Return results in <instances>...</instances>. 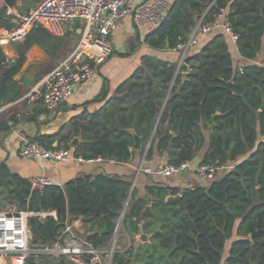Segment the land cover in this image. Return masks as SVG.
Instances as JSON below:
<instances>
[{
    "label": "trees",
    "instance_id": "1",
    "mask_svg": "<svg viewBox=\"0 0 264 264\" xmlns=\"http://www.w3.org/2000/svg\"><path fill=\"white\" fill-rule=\"evenodd\" d=\"M18 2L4 0L0 5V29L16 26V17L7 11ZM221 12L228 16L238 36L234 41L229 35L239 59L228 41L218 35L186 57L189 74L181 84L182 74L176 75L178 64L146 57L135 76L122 86L123 94L113 109L105 110L104 124L99 125L97 116L92 117L87 127L95 137L89 142L91 151L74 155L85 160L120 161L129 156L135 135L148 142L156 131L150 156L156 148L168 154L169 164L191 162L205 143L204 130L209 128V148L202 163L228 168L206 179V186H149L152 211L143 215L151 200L140 197L136 190L132 192L128 180L98 174L73 179L65 187L52 184L41 193L32 190L29 180L7 179L8 169L0 167V190L17 199L19 210L56 213L42 219L44 239L35 235L34 243L53 245L67 223L89 217L92 225L86 238L96 246L109 247L131 195L121 230L128 233L129 218L132 240L140 234L143 221L145 231L154 235L150 242L134 240L126 251L118 249L112 264H264V0H177L148 39L157 49H178L188 42L201 18L206 25ZM37 34L52 36L42 26L29 33L20 59L4 74L0 107L16 86L13 76ZM5 61L0 47V69ZM229 81L230 92L225 88ZM18 97L15 92L11 99ZM216 112L221 114L211 127L208 122ZM17 185L19 189H15ZM179 194L185 208L165 201ZM35 219L29 220L32 229L37 226ZM106 225L108 231L102 233ZM259 227L261 231L253 240L251 235ZM157 229L160 232H155ZM28 263L71 264L65 257L47 255L38 261L30 258Z\"/></svg>",
    "mask_w": 264,
    "mask_h": 264
},
{
    "label": "crops",
    "instance_id": "2",
    "mask_svg": "<svg viewBox=\"0 0 264 264\" xmlns=\"http://www.w3.org/2000/svg\"><path fill=\"white\" fill-rule=\"evenodd\" d=\"M40 1L19 0L18 6L10 7L8 11L12 9L14 14L10 15H14L16 17L15 21L19 22L20 17ZM134 1L139 3L145 0ZM170 1L174 3L177 0ZM3 3L4 0H0V5ZM213 3L208 6L204 15ZM202 20L203 18L197 22L194 29L200 22L203 25ZM155 29L156 27L153 24L144 19H137L133 15L119 20L117 29L111 36L112 54L104 63L93 64L94 75L75 90L74 95L68 102L53 109H48L41 100L29 103L23 100V96L34 86L41 84L64 59L72 54L79 41L78 32L81 31V27L77 24L64 23L65 34L63 36H55L50 33L52 36L48 37L43 34L40 36V33L37 34V40L24 51L25 60L13 76L16 86L10 89L0 107V167L8 169L7 179L14 176V179L30 181L34 177L45 176L52 179L53 184L65 187L73 179L86 176L94 178L98 174H105L130 181L134 187L132 192L136 190L140 197L145 196V198L149 195L147 199L151 200L149 203L151 207L153 196L147 193V188L151 185H169L185 189L187 187L206 186L209 183L208 180L199 177L190 170L171 177L149 173L147 169L156 170L162 165L169 164L166 152L160 153L155 148L153 155L148 154L156 131L148 142L140 137V148L135 147L134 138V144L129 146V156L120 161L103 159L88 162L72 159L68 162H57L35 158L26 159L20 155V147L24 138L52 147L68 146L73 154L83 155L89 153L91 151L89 142L95 138L92 135L93 131L89 130L91 128H87L92 117L97 116L98 124H104L105 110L108 108L113 109L115 100L123 94L121 91L122 86L135 76L136 71L143 65L146 57L169 61L179 66L182 59L185 60L187 56L192 55V51L201 50V45H204L201 42L205 38L209 36L207 41L209 42L216 36L222 35L235 52L234 57L239 59L236 44L223 29L200 35L196 42L188 47L186 52L183 47L182 49H180L181 47L178 49H157L153 47L148 37ZM2 30L0 29V34ZM25 41L0 44L6 55V61L0 69V87L5 72L20 59ZM182 72H176V75ZM15 92L19 94V97L11 99ZM160 117L161 115L156 126L160 122ZM10 121L12 124H10ZM208 133L207 130L206 138H208ZM76 136L80 137L78 145L73 146L72 142ZM208 148L209 142L207 139L205 147L199 149L190 162L193 167L202 163ZM16 188L19 189V185L15 186ZM5 189L8 190L7 187ZM168 198L165 201H168ZM13 208L20 209L17 199L6 191L3 194L0 190V209ZM73 222L76 224V230L86 237L92 225L91 218H79L73 220ZM138 235L135 236L134 240L141 242ZM128 237L129 240L133 238L129 232ZM42 257H31V259L34 258L38 261ZM2 264L14 263L11 260H2Z\"/></svg>",
    "mask_w": 264,
    "mask_h": 264
},
{
    "label": "built area",
    "instance_id": "3",
    "mask_svg": "<svg viewBox=\"0 0 264 264\" xmlns=\"http://www.w3.org/2000/svg\"><path fill=\"white\" fill-rule=\"evenodd\" d=\"M172 5L170 0H145L139 3L134 0H41L20 17L15 27L2 30L1 45L25 40L32 29L38 26L44 27L55 36H63L64 23L77 24L81 27L82 33L72 54L64 59L41 84L31 88L23 96V100L29 103L41 100L48 109L57 108L68 102L75 90L94 75L95 69L91 63L102 64L112 54L111 36L117 29L119 20L133 15L157 28L164 22ZM8 14H14V11L10 9ZM217 29H223L234 41L238 38L233 32L228 16L221 12L206 25H201L200 22L188 42L179 48L183 47L187 51L200 35ZM20 155L26 159L57 162H68L72 159L88 162L103 160L102 158L85 160L76 157L68 147H47L28 138L23 139ZM226 168L228 167L216 163H200L193 167L189 161H185L180 164H165L156 170L147 169V171L163 177H171L190 170L203 179H213ZM30 182L32 190L41 193L53 184L52 179L45 176L34 177ZM47 216H56V213L45 210L34 212L15 208L0 209V264L2 260H11L14 264H27L31 257L45 255L58 259L65 257L72 264H112L113 256L118 249L126 251L129 248V246L120 248L118 244L125 217L123 211L109 247L94 245L76 230L74 222L66 224L64 231L53 245L31 243L30 218L42 220Z\"/></svg>",
    "mask_w": 264,
    "mask_h": 264
},
{
    "label": "water",
    "instance_id": "4",
    "mask_svg": "<svg viewBox=\"0 0 264 264\" xmlns=\"http://www.w3.org/2000/svg\"><path fill=\"white\" fill-rule=\"evenodd\" d=\"M81 33H82L81 31L78 32V38H81ZM185 52H186V50H185ZM91 64L93 65L94 63H91ZM181 67H183L186 70V71L184 70L181 73L182 74V77H183V80H182V83L181 84H183L185 82L186 78H187V75L189 74V71H187L188 65L186 63H184V59H182V63L178 66L177 72H180V68ZM231 85H232V82H230V81L227 82L226 85H225V88H226V90L228 92L231 91ZM220 114H221L220 112H216L215 114L212 115L211 119L208 122V124L211 127H214L215 126V124H216L215 119ZM178 133H180V127L178 129ZM79 138H80L79 136L74 137V140L72 142V145L73 146H77L78 145ZM135 147L136 148H140L141 147L140 137L138 135H135ZM133 188L134 187L132 186V190H133ZM148 197H149V195H147V198ZM130 199H131V195L129 196V199H128V201L126 203V206H125V208L123 210V212H125V213H126V208L128 206V203H129ZM168 201L169 202H174V203L178 204V208L179 209L185 208V205L182 202V195L181 194H179V195H177L175 197H169L168 198ZM151 211H152L151 206L150 205H147L146 208L143 211V215L146 214L147 212H151ZM84 218H87V217H84ZM35 220L37 221V226L34 229L31 230V234L33 236L36 235V236H39V237H42L43 238V236H42V234L40 232V224L42 223V220L41 219H38V218H36ZM127 227H128V232L130 233V236H133L134 233L131 230V219H129V218L127 219ZM140 227H141V232L138 235L139 240L141 242H143V243L150 242V239L154 235V232L148 233V232L145 231V229H144V221L141 223ZM107 231H108V226L106 225V227L102 230V233H105ZM260 231H261V228L259 227L258 230H255L252 233L251 238L254 240L256 238L257 234ZM155 232H157V233L160 232V229H157Z\"/></svg>",
    "mask_w": 264,
    "mask_h": 264
},
{
    "label": "rangeland",
    "instance_id": "5",
    "mask_svg": "<svg viewBox=\"0 0 264 264\" xmlns=\"http://www.w3.org/2000/svg\"><path fill=\"white\" fill-rule=\"evenodd\" d=\"M209 40V36L207 37V38H205L202 42H201V44H206L207 43V41ZM202 46V45H201ZM232 51V53H233V55H235V52H233V50H231ZM207 130H209V128L208 129H206V130H204V133H206L207 132ZM207 144V138H206V141H205V143L202 145V147L200 148V150L202 149V148H204L205 147V145ZM123 226V225H122ZM124 228V227H123ZM33 235H32V237H31V239H30V242L31 243H34V240H33ZM133 242H134V240H129V237H128V234L125 232V229H122V235L119 237V239H118V244H119V246H120V248H125L126 246H129V248L130 247H132L131 245L133 244ZM128 248V249H129ZM125 251V250H124ZM50 257H53V256H50Z\"/></svg>",
    "mask_w": 264,
    "mask_h": 264
},
{
    "label": "flooded vegetation",
    "instance_id": "6",
    "mask_svg": "<svg viewBox=\"0 0 264 264\" xmlns=\"http://www.w3.org/2000/svg\"><path fill=\"white\" fill-rule=\"evenodd\" d=\"M185 63V62H184Z\"/></svg>",
    "mask_w": 264,
    "mask_h": 264
}]
</instances>
